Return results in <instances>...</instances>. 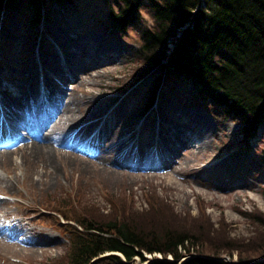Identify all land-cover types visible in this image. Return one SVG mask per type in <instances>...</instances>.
<instances>
[{
	"label": "rangeland",
	"instance_id": "rangeland-1",
	"mask_svg": "<svg viewBox=\"0 0 264 264\" xmlns=\"http://www.w3.org/2000/svg\"><path fill=\"white\" fill-rule=\"evenodd\" d=\"M71 2L76 9L67 8L61 16L56 5H49L47 21L37 29L24 28L18 19L2 25L0 94L20 102L17 95L28 88L26 72L39 52L47 62L44 76L49 83L45 81V86L55 87L58 95L65 92L78 99L74 112L82 113L79 123L85 120L84 124L90 125V121L102 119L105 114L103 125L104 121L112 122V111L118 112L109 133L110 138H115L111 147L131 136L129 145L134 140L133 146L143 153L157 148V143L161 152L170 155L168 146L176 152L169 163L161 156L159 169L140 166L144 170L138 172L133 167H121L120 163L127 160L130 164L132 159L131 154L125 158L126 144L115 151L106 146L107 142L104 148L109 157L95 163L88 161L97 150L92 145L93 133L89 145L76 140L72 146L58 147L89 163L88 168L79 162L68 163L63 155H57L52 161L53 174L42 179V166L26 165L19 152L11 163L0 162V264H66L74 238L55 213L64 210L76 221L84 214L91 220L106 221L117 211L121 215L131 214L132 210L152 217L151 222L159 225V231L179 226L190 217L195 224L208 221L211 228L210 232H196L212 236L221 227L230 239H248L254 230L253 216L264 215V163L257 152L258 145L243 143L240 126L219 118L203 104L193 103L191 95L180 89L164 91L162 102L142 114L147 93L137 90L138 84L132 88L142 66L137 57L136 30H128V37L121 39L105 22L106 10L98 3ZM54 49L67 58L69 65L64 69L49 61ZM85 63L87 73L83 72ZM68 70L74 76H69ZM23 79L26 83L21 82ZM37 85L36 82L35 91ZM4 107L10 116L21 117L20 122L14 118L16 127L35 124L39 128L45 118L42 114L30 119L25 110L20 113L8 104ZM13 129L15 134H21L20 140L0 146V151H12L28 141L23 129L20 128L21 133L18 127ZM90 131L83 137L85 141ZM114 160L115 164L107 169L114 174L98 170ZM151 200L162 211L152 212ZM116 201L126 206L111 214L109 202ZM63 202L68 206L61 210L57 206L64 208ZM131 218L136 220L135 214ZM18 230L23 236L17 234ZM222 258L230 261L226 254ZM232 259L236 261V255Z\"/></svg>",
	"mask_w": 264,
	"mask_h": 264
},
{
	"label": "trees",
	"instance_id": "trees-1",
	"mask_svg": "<svg viewBox=\"0 0 264 264\" xmlns=\"http://www.w3.org/2000/svg\"><path fill=\"white\" fill-rule=\"evenodd\" d=\"M91 1L106 10L105 22L121 39L128 30L137 32L142 66L132 87L138 84L137 90L147 93L143 113L162 102L164 91L180 89L193 103L239 125L243 143L255 142L264 163V0ZM52 4L59 15L76 9L71 0H0V24L18 19L24 28L37 29ZM63 203L64 208L57 206L61 210L68 206ZM109 204L111 214L126 206ZM149 208L162 211L152 200ZM55 213L74 224H66L74 238L66 264H264L263 214L253 216L248 239H230L221 227L212 236L196 232L211 228L208 221L195 224L190 217L159 231L152 217L132 210L117 211L106 221L86 214L76 221L65 210Z\"/></svg>",
	"mask_w": 264,
	"mask_h": 264
},
{
	"label": "bare ground",
	"instance_id": "bare-ground-1",
	"mask_svg": "<svg viewBox=\"0 0 264 264\" xmlns=\"http://www.w3.org/2000/svg\"><path fill=\"white\" fill-rule=\"evenodd\" d=\"M67 35V34H66ZM86 41H88V38H86ZM55 50L54 56H51L50 62H54L56 66L65 68L67 67L68 62L67 58H62L58 53L57 49ZM86 53V52H85ZM76 58V56H74ZM47 62H45L43 56L40 55L39 52H37L34 57L33 61L31 63V66L29 68V71L26 73L29 74L27 77L28 80V88L26 90L21 91L18 95L17 98L20 100V102H15L13 99H9L6 96H0V102L2 101L3 104H8V106L12 109L15 110L18 108L20 110V113H23L25 110L27 116L30 119L35 118L34 116L37 115H44V120L37 128L35 124L30 125V124H23V125H18L17 127L23 129L25 132L26 136L28 137V141L24 143L23 145L13 149L12 151H5L1 150L0 151V162L6 161L11 163L12 162V157L14 154L17 152L21 153V158L24 163H28L33 165H40L42 166L43 170V176L42 179L47 174L52 175L53 170H54V165L52 162L53 159H56L57 155H63L68 163H73L76 164L79 162L82 166L88 168L89 163L87 162H82L79 160V158L73 153H70L68 151L63 150V148L67 146H72L76 142V140L81 141L84 136H86L89 131L93 128L95 133V136L99 137V142L94 145L97 147V150H95L92 155L89 156L88 161H94L95 163L98 161H103L106 160L108 155H106V150L104 148V144L107 142V147L109 149H113L115 151L120 150L122 147V144H125L127 142L126 139L122 140L120 145H115L111 147L112 143L115 141V138H110V131L111 127L115 125V121L118 116L117 111H112L110 113V117L112 122L104 121L103 125L99 128L97 124L93 123L92 125H89L88 123H85V120L81 123H79L80 118L82 117V113H80V110L74 112V109H78L77 105L79 103L78 99L73 97L72 95H65V92L58 95V91L55 87L53 86H45V81L46 84L49 83V78H46L44 76V66ZM96 64H100V62H97ZM85 66L83 72L87 73L86 71L89 69H86V63L83 65ZM68 75L69 76H74L73 72L71 70H68ZM22 83H26V81L21 80ZM36 82L42 83L44 85V89L42 90V98L40 97L41 92L38 91V85L36 91L34 90V87L36 88ZM11 95H13L11 93ZM48 101V102H47ZM19 113V114H20ZM10 115V113H8ZM104 116H106L104 114ZM12 119L11 121L16 118L17 122L21 121V117L11 115L10 116ZM105 126V128H104ZM16 135H13V139ZM66 136V137H65ZM91 136V134L88 136V138ZM20 139L14 140V143L19 141ZM198 140V139H197ZM117 141V140H116ZM1 142H3L1 140ZM199 142V140H198ZM160 143V142H159ZM3 146V144H1ZM103 145V147H102ZM161 146V145H160ZM182 147V145H180ZM179 146V147H180ZM58 147H63L61 149H58ZM156 155L153 154L152 152H148L143 156L138 155L136 157V164H143L145 166H153L156 167V164L154 163L155 160H160L161 156L164 157L167 163L172 162L171 157L173 156L172 154L175 155V148L168 146L167 151L170 152L169 154H166L165 151L161 152L159 150V145H156ZM199 147H200V142H199ZM61 151L65 153H61ZM57 152V153H56ZM126 158V156H125ZM215 159V158H214ZM213 159V161H214ZM217 161V160H215ZM115 164V160L111 163H109L108 166L101 165V168H98V170L102 173L104 172H109L107 169L110 168V166ZM121 164V167L127 168L130 167L127 160L123 161ZM143 165H136L133 168H135V171H143L144 168H141L140 166ZM53 169V170H51ZM93 169V168H92ZM99 172V173H100ZM115 172H109L108 174H114ZM47 183V181H43V184ZM219 188H216L215 191H218ZM1 227V224H0ZM13 228H10L12 230ZM18 235L23 236V234H20V230L16 231ZM36 239H39L36 233L34 234Z\"/></svg>",
	"mask_w": 264,
	"mask_h": 264
}]
</instances>
